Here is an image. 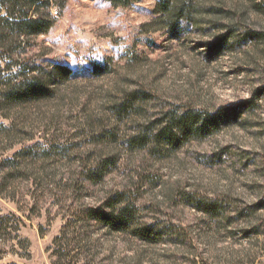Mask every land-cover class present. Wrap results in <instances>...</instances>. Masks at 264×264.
<instances>
[{"label": "rangeland", "instance_id": "rangeland-1", "mask_svg": "<svg viewBox=\"0 0 264 264\" xmlns=\"http://www.w3.org/2000/svg\"><path fill=\"white\" fill-rule=\"evenodd\" d=\"M49 2L22 58L51 95L0 119V264H264V0Z\"/></svg>", "mask_w": 264, "mask_h": 264}, {"label": "trees", "instance_id": "trees-1", "mask_svg": "<svg viewBox=\"0 0 264 264\" xmlns=\"http://www.w3.org/2000/svg\"><path fill=\"white\" fill-rule=\"evenodd\" d=\"M120 1L129 5L132 0ZM49 4V0H0V119L6 116L2 114L5 111L42 101L51 95L52 91L45 81L35 74L30 77L31 73L38 71V66L29 59L22 58V53L26 51L25 39L46 34L53 26ZM14 64L19 66L16 72L12 71ZM54 68L59 70L61 78H67L71 73V69L65 66L55 65ZM183 120L181 117L176 123L185 127ZM98 211L101 213L100 220L109 223L115 230L123 229L119 226L124 221L123 210L113 208L105 211L99 208ZM244 216H248L247 212L226 217L233 221ZM262 225L251 229L254 236L263 234L264 222ZM133 233L138 238L173 236L169 228L158 226L134 227ZM204 264L213 263L207 261Z\"/></svg>", "mask_w": 264, "mask_h": 264}]
</instances>
